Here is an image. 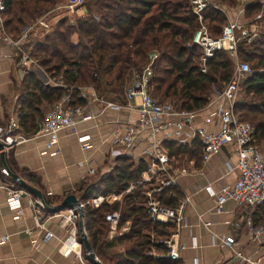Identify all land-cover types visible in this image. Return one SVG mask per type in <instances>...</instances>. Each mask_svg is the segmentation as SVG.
Segmentation results:
<instances>
[{
    "label": "trees",
    "instance_id": "1",
    "mask_svg": "<svg viewBox=\"0 0 264 264\" xmlns=\"http://www.w3.org/2000/svg\"><path fill=\"white\" fill-rule=\"evenodd\" d=\"M61 2L2 0L4 29L16 37L27 22ZM219 2L230 6L234 0ZM83 5L87 7L84 18L76 20L74 25H69L65 17L59 18L41 40L30 41L25 46L29 56L49 77L61 75L64 87L51 88L31 76L26 77L24 82L30 93L16 111L19 129L24 135L33 133L37 122L42 120L35 108L41 101L53 104L68 95L71 105H82L84 101L76 91L78 86L90 85L98 97L122 103L127 77L144 67L152 50L157 52V57L152 64L149 93L158 102L169 101L176 110L204 107L210 97L209 88L223 86L230 79L233 62L223 51L215 52L206 61L205 72L199 71L196 48L188 46L197 26L188 0H92ZM259 10H264V4L246 5L244 15ZM203 21L209 34L218 36L225 18L220 11L207 7L203 10ZM237 55L253 63V67L241 81L243 97L235 100L233 113L252 125L256 143L264 142V33L250 44L238 43ZM196 143L186 147L163 141L162 146L174 161L185 158L197 162L201 149ZM144 168L145 162L141 159L134 162L129 156L117 157L111 170L90 176L78 190L82 202L96 196L120 194L117 199L107 198L98 205L84 207V232L92 252L104 264H176V260L149 253L151 249L158 254L166 252L162 245L151 244L149 236H166L170 226L149 219L139 189L124 193ZM25 177L31 181L28 173ZM171 191L172 187H167L161 192V203L166 206L175 205L174 199L168 196ZM46 198L50 203L55 202ZM260 208V214L264 215V204ZM112 211L119 212L116 227L128 223V231L105 241L108 223L103 215ZM116 244H124V251L109 254L107 249Z\"/></svg>",
    "mask_w": 264,
    "mask_h": 264
},
{
    "label": "crops",
    "instance_id": "2",
    "mask_svg": "<svg viewBox=\"0 0 264 264\" xmlns=\"http://www.w3.org/2000/svg\"><path fill=\"white\" fill-rule=\"evenodd\" d=\"M236 1L230 6L225 5L231 7ZM255 3L249 0L240 6L243 10L240 7L241 11L239 8L238 11L235 10L239 23L244 22L242 18L245 17V6ZM221 4L224 3L217 1L212 8L220 11L227 20L225 8L219 6ZM16 60L15 50L0 41V126H3L9 117H17L16 111L21 107L25 95L30 93L24 82L27 76L33 77L41 85L55 87L47 84L51 77L36 70L34 64L19 67ZM127 83L128 80L123 92ZM80 99L84 101L79 105L82 107V114L89 116V119H78L76 129L78 135L88 136V148L81 149L76 136L63 131L58 135L55 145L57 152L53 155L42 153L44 139L40 137L15 145L6 155L7 163L13 172L32 187L44 194L48 193L46 196L55 201L49 202L51 205L57 204L68 194L79 199L78 190L83 182L90 176H100L111 170L117 157L129 156L134 162L141 159L145 164L147 161V143L143 133L135 137L130 148L123 149L112 143L113 138L121 136L125 126L133 124L137 119V104L133 101L125 102L124 99L122 103L102 99L120 105V109L114 110L105 107L103 102ZM221 103L212 99L198 109L192 127H201L207 132L216 131L219 126L218 119L215 115L208 114ZM53 104L41 101L35 106L41 119ZM207 116L209 121L205 123ZM163 141L186 147L198 142L195 138L185 137L183 133L179 138L156 137L160 146ZM113 151L120 152L119 156L114 157ZM234 162L235 149L230 143L221 146L216 154L204 162H200V159L196 162L194 159L185 158L179 162V167H183L185 173L176 176L171 191L174 197L171 198L175 204L176 199L181 196L188 197L189 201L183 210L186 225L177 233V242L181 249L178 250L176 264H264V236L252 238L246 225L247 222L256 225L264 216L260 214L262 205L243 207L226 201L216 210L214 198L206 190L215 193L221 187L231 185L237 176V171L232 168ZM90 168L94 170L93 175H87ZM27 173L31 176V181L26 179ZM30 201H36V198L28 193L22 195L20 213L15 216V212L6 205L5 192L0 187V264H90L78 242L77 231L74 233V240L69 244L67 242L72 233L62 219L66 210L56 214H48L42 210L44 221L37 227L29 206ZM124 226L128 231V223L119 228L115 226L113 233L107 232L105 241L125 235L127 231L119 234ZM28 232L30 233L26 234ZM45 233L51 234L47 240L42 239ZM3 237H6V240L1 241ZM225 238H231V242L224 244ZM125 247L124 244H116L108 248L107 252L122 253ZM164 254H158V257ZM95 258L98 260L96 256Z\"/></svg>",
    "mask_w": 264,
    "mask_h": 264
},
{
    "label": "built area",
    "instance_id": "3",
    "mask_svg": "<svg viewBox=\"0 0 264 264\" xmlns=\"http://www.w3.org/2000/svg\"><path fill=\"white\" fill-rule=\"evenodd\" d=\"M92 0H64L62 4L64 17H70V14L79 12L84 8L83 3ZM59 5V4H58ZM188 6L191 14L197 21L196 28L192 31L189 41V47L194 46L198 53L196 58L198 69L201 73L205 72V63L211 58L215 52L223 51L230 59L234 60L233 69L230 79L223 85L221 91L215 97L216 100L222 102L208 114L215 115L218 119L219 126L216 131L207 132L201 127H192L198 110L185 111L176 110L170 102H156L152 99L148 92L149 80L152 75V64L157 55L155 53L147 56V63L139 71L131 74L130 83L123 92L125 102L133 101L136 105L137 119L131 125L124 127L121 136L113 138L114 146H121L123 149L130 148L135 137L143 133L144 141L147 143V161L144 170L139 174L138 180L130 183L124 193L132 192L135 189L140 190V194L144 199V209L151 221L169 225L168 235L155 238L152 234L149 236L151 244H160L166 252L163 257L170 260H177L178 250L181 249L177 242V233L180 228L184 227L185 220L183 210L188 204V197L181 196L176 199L174 206H166L161 203V192L167 187L175 185L176 176L185 173L182 167H176L172 163V159L168 157L167 150L156 142V137L168 138L175 136L179 138L181 134L185 137H191L198 140L201 157L200 162L208 160L212 155L216 154L221 146L228 143L232 144L235 149V162L232 168L237 171L234 182L229 186L221 187L215 193L206 189L214 198L216 210L226 201H232L237 206L243 207H259L264 204V142L256 143L253 139V127L247 122L241 121L233 113V104L236 100V94L240 82L249 73V66L246 62L237 60V47L239 42L246 45L255 40L253 30L258 28L253 23V19H259L261 16L256 15L249 23L241 24L238 22H227L221 26L218 36H211L208 28L203 24V10L207 7H215V3L209 0H188ZM3 3L0 0V41L16 52V65L19 67H28L35 64L34 60L29 56L25 46L33 41L34 33L33 24L24 26L16 37L10 36L3 28L1 12ZM45 33H48L49 24L41 21ZM264 27V26H263ZM261 28V27H260ZM47 84L55 87H64L61 75L51 78ZM85 88H78V95L85 101L103 102L105 107L118 110L120 105L103 101L102 98L94 96L90 93L87 95ZM137 100V102H135ZM208 116L204 122L209 121ZM87 120L89 116L82 114V107L79 105H71L68 95H63L55 102L45 113L43 119L37 123L35 131L29 135H24L17 122V118L9 117L3 126H0V145L1 151L7 155L8 151L15 145L20 144L29 139L43 138V152L53 155L57 152L55 145L60 132H67L69 135L76 136L81 149H86L88 145L87 135H78L76 129L77 120ZM112 154L119 156L120 152L113 151ZM94 170L88 169L87 175H93ZM7 170L0 166V187L5 192L6 205L15 212V216L20 213V199L25 192L16 186V182L9 180ZM48 193H45L46 196ZM119 195L96 196L89 201H80V207L84 212L85 206L98 205L101 200L111 198L117 199ZM170 197H174L172 192ZM29 206L33 213L36 226H41L44 221L43 209L38 200L30 201ZM119 218L118 211L105 213L103 219L108 223L109 233L115 231V226ZM63 222L71 231V237L68 236V244L74 240L76 233V223L78 213L74 210H66L62 216ZM83 221V219H82ZM126 224V223H125ZM248 231L252 238L264 236V216L256 225L246 223ZM127 231L124 226L120 229L119 234ZM30 232L26 233L29 234ZM51 234L45 233L42 239L47 240ZM6 240V237L1 239ZM231 238H225L223 243H230ZM151 256H158L152 249Z\"/></svg>",
    "mask_w": 264,
    "mask_h": 264
},
{
    "label": "rangeland",
    "instance_id": "4",
    "mask_svg": "<svg viewBox=\"0 0 264 264\" xmlns=\"http://www.w3.org/2000/svg\"><path fill=\"white\" fill-rule=\"evenodd\" d=\"M63 1L64 0H62V2L61 3H58V4H56L51 10H49L48 12H46V13H43L42 15H40V16H38V17H36L35 19H33V20H30V22H27L24 26H26V25H28V24H33V33H34V39L33 40H41L42 39V37L45 35V34H47V33H45V31L46 30H44V27L40 24V22L41 21H46L48 24H49V30H48V32L50 31V29H51V27H52V24H54V22H55V20L57 19H59V18H62V17H64V15H65V13H63V10H62V4H63ZM210 2H212V3H215V2H217V1H219V0H209ZM254 2H256V4L257 5H263L264 4V0H253ZM244 2H249V0H237L236 1V3H235V5H233V6H231V7H227L225 4H221V5H219L220 7H223V8H225V14H226V16H227V20L225 19V22H228V20L229 21H233V22H238L239 23V21H238V16L236 15V13L235 12H237L238 11V8L244 3ZM258 2V3H257ZM241 9H242V7H240ZM240 8H239V10H240ZM235 10H237V11H235ZM243 10V9H242ZM241 11V10H240ZM86 14H87V7H84L83 9H81V10H79V12H77V13H74V14H70L71 16L70 17H65V18H67V20H66V22L69 24V25H74L75 24V22H76V20H79V19H82V18H84L85 16H86ZM256 15H260L261 17L259 18V19H253V23H254V25H256L258 28H256V29H254L253 30V32H254V34L256 35L254 38L255 39H257V38H259V36L261 35V34H263L264 33V10H259V11H251L250 12V14H248V16H245L244 18H242V21H244L243 23H241V24H246V23H249L251 20H252V18L254 17V16H256ZM2 18V17H1ZM2 20V24L4 23V21H3V19H1ZM56 20V21H57ZM203 24H205L206 25V23L203 21L202 22ZM222 24H225V23H222ZM23 26V27H24ZM22 27V28H23ZM261 27V28H260ZM4 28V27H3ZM20 29V31L21 30H23V29ZM6 31V30H5ZM192 34V33H191ZM11 36V35H10ZM239 43H241V42H239ZM243 47H245V46H243ZM152 53H155L156 55H157V52H154L153 50H152V52H150V54H152ZM237 60L238 61H243L238 55H237ZM147 61V60H146ZM196 61H197V59H196ZM35 62V61H34ZM145 62V61H144ZM232 62H233V64H234V60H232ZM243 62H245V61H243ZM247 64H248V66H249V73H250V71L252 70V68L251 67H253V63H250V62H246ZM35 65V67L37 68L36 70H39V71H43L44 72V70L43 69H41V68H39L38 66H37V64L35 63L34 64ZM161 65H163V64H161ZM30 66V65H29ZM132 72V71H131ZM45 73V72H44ZM43 73V74H44ZM46 74V73H45ZM131 74L132 73H130V75L127 77V79H128V81H129V83H130V79H131ZM62 83H63V81H62ZM129 83H127V84H129ZM64 84V83H63ZM126 84V83H125ZM240 84H241V82H240ZM240 84H239V88H238V91H237V94H236V99H240V97H243V91H242V88H241V86H240ZM128 86V85H127ZM126 86V87H127ZM222 87L223 86H220V85H215V86H211L210 88H209V93H210V97H209V100L211 101L212 99H215V97L217 96V94H219V92L221 91V89H222ZM78 88H85L86 90H88L87 91V95L88 96H90V93H92L94 96H96L97 97V93L95 92V90L93 89V87L92 86H90V85H82V86H78L77 88H76V91H78ZM148 92H149V87H148ZM79 93V92H78ZM149 95H150V93H149ZM249 96V95H248ZM150 97H151V95H150ZM152 98V97H151ZM152 99H154V98H152ZM252 99H256V98H252ZM156 102H158L156 99H154ZM208 100V101H209ZM164 102H169V101H164ZM159 103H162V102H159ZM244 122H246V121H244ZM248 123V122H247ZM248 124H250V123H248ZM251 125V124H250ZM252 126V125H251ZM171 161H173L172 163L173 164H176V165H178V166H176V167H178L179 168V162L181 161H178V160H171ZM117 195H119L120 196V194H117ZM118 196V197H119ZM85 201H89V199H86ZM109 231V228L107 229V231H106V234H107V232ZM109 256V254L107 253L106 254V257H108Z\"/></svg>",
    "mask_w": 264,
    "mask_h": 264
},
{
    "label": "water",
    "instance_id": "5",
    "mask_svg": "<svg viewBox=\"0 0 264 264\" xmlns=\"http://www.w3.org/2000/svg\"><path fill=\"white\" fill-rule=\"evenodd\" d=\"M0 161L2 166L7 170L9 178L16 182L20 188L25 192L33 197L36 198V200L39 201L41 204V207L43 211H45L48 214H56L62 210H74L78 213V219H77V233H78V242L82 246L83 250L85 251V255L87 260L90 262V264H102L100 263L94 256L91 247L89 245V242L87 240L86 234L84 232L83 228V216L84 212L82 208L80 207L79 200L72 194H68L64 196L60 202H58L55 205H51L48 202V199L42 193L41 191L37 190L36 188L32 187L28 183L24 182L22 179L19 178L18 175H16L13 170L10 168V166L7 163L6 155L3 151H1V145H0Z\"/></svg>",
    "mask_w": 264,
    "mask_h": 264
}]
</instances>
